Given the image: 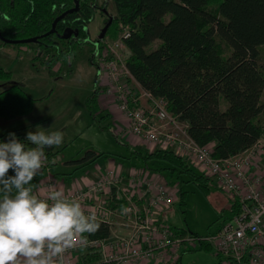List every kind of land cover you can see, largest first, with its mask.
<instances>
[{"label": "trees", "instance_id": "obj_1", "mask_svg": "<svg viewBox=\"0 0 264 264\" xmlns=\"http://www.w3.org/2000/svg\"><path fill=\"white\" fill-rule=\"evenodd\" d=\"M97 1L79 0L80 9L67 15V22L57 24V31L62 34L74 22L76 38L62 39L56 33L40 38L47 53L53 48L62 57L72 58L71 47L87 38L84 28L94 17ZM111 1L116 13L109 12L113 22L106 35L112 25L116 31L124 25L131 30L132 35L126 40L131 55L126 64L139 91L167 100L168 110L188 124L193 140L202 146L214 145L216 158L237 156L264 140V0ZM0 2V33L13 40L45 35L58 16L75 6L74 0ZM107 3L99 6L104 15ZM5 47L13 46L0 41V53ZM0 80L11 81L0 91V117L11 121L30 114L35 99L3 67ZM91 101L97 103L96 97ZM12 132L27 142L18 130ZM7 139V134L0 136V141ZM57 153L56 146L45 148L46 163L40 174L53 165ZM138 154L147 172L161 173L168 183L174 176H186L188 183L206 194L210 192L211 177L191 166L174 149L157 148ZM97 157L89 150L81 159L68 163L83 167ZM14 174L10 169L8 175ZM40 174L32 182L35 188ZM182 195L184 198L185 193ZM116 201L112 203L114 209L125 208L124 199ZM238 209V202L232 200L220 214H228L222 222L231 219ZM97 222L100 227L90 236L109 237L110 224Z\"/></svg>", "mask_w": 264, "mask_h": 264}, {"label": "built area", "instance_id": "obj_2", "mask_svg": "<svg viewBox=\"0 0 264 264\" xmlns=\"http://www.w3.org/2000/svg\"><path fill=\"white\" fill-rule=\"evenodd\" d=\"M131 35V30L125 26L114 44L104 46L105 40L100 41L101 62L106 65L104 69L110 80L107 87L119 93L117 106L128 118L131 133L144 141L159 143L164 149L174 147L178 154L193 161L202 174L216 180L218 187L238 202L239 209L207 236L180 231L159 217V209L175 201L174 191L167 182H156L146 169L129 175L121 170H109L101 179L66 195L78 200L86 214H94L97 221L110 224L111 235L77 237L75 247L64 254V264H148L152 260L178 264L180 253L198 244L222 256L220 264H264V176L251 171L255 157L264 153V142L260 140L246 154L219 159L210 145L202 146L193 140L188 134V124L168 110L167 100L139 91L127 67V57L123 61L115 54L117 48H127L126 40ZM121 62L124 65L119 69ZM122 76L135 83V93L127 94ZM143 97L147 106L141 104ZM181 133L185 138H181ZM51 186L56 187L48 183L46 191ZM115 199L126 201V212L113 208L112 203H118ZM116 225L129 228V235L112 239V228ZM74 254L76 261H69ZM89 258H97V261L89 262Z\"/></svg>", "mask_w": 264, "mask_h": 264}, {"label": "rangeland", "instance_id": "obj_3", "mask_svg": "<svg viewBox=\"0 0 264 264\" xmlns=\"http://www.w3.org/2000/svg\"><path fill=\"white\" fill-rule=\"evenodd\" d=\"M97 2L98 7L95 8L94 17L84 28L87 38L74 43V46L71 47L72 58L62 57L53 48H50V53H47L46 47L40 46L38 43L3 48L0 53V67L10 71L12 80L21 85L35 99V108L32 113L11 121L0 117V136H3L2 133L9 129L18 130L22 136L26 137L27 132L29 130L35 131L37 125L42 126L40 130L62 131L64 133V142L57 147L59 153L54 157L53 165L48 166L47 170L40 174L41 181L39 184L41 182L43 185V193L46 191L48 183L56 185V179L52 174L48 176L46 182L43 181L42 178H45L48 172L56 173L65 166L66 162L75 167L74 164L68 162L81 159L89 150L97 153L98 157L95 161L85 165V168H81L80 172V168H77L75 172L78 175L83 171L87 172L89 170L88 165L90 169H97L100 164L99 161L107 162V165L109 162L115 161L118 166H123V172L128 175L132 168L145 170V165L138 152L146 151V148L142 145L136 147L128 140L130 136H122L124 128L121 129L120 125L117 126L114 114L108 113L106 116L105 111L99 112L98 106L102 108L105 105V107L108 106V109L114 108L116 111L111 110L124 115L117 106L119 93H114L107 87L110 85V80L104 69L106 65L101 62L103 53L101 42L105 40L104 46L114 44L122 35L125 25L122 28L119 27L120 29L117 31L114 28L115 25H112L109 34L100 42L98 38L107 24L108 15L102 14L99 6L108 2L107 11L112 14L116 13V9L111 0H98ZM122 48H117L115 54L121 56L124 61L126 57L129 58L131 51L128 47ZM52 54L55 55L52 56ZM123 65L124 63L121 62L119 69ZM121 82L126 85L127 94L136 92L135 83L129 81L128 78L122 76ZM0 84H4V87H0L1 91L5 86H9L11 81L0 80ZM112 86L116 85L112 84ZM93 96L96 97L97 103L91 101ZM125 119L126 123H129L128 118ZM170 131L176 130L170 129ZM132 138L135 142L138 139L142 140L139 137L136 140L134 137ZM181 138H185L182 133ZM146 142L149 152L162 148L159 143L153 144L148 140ZM168 148L174 149L171 146L166 149ZM174 150L176 151V149ZM189 162L191 166L195 167L193 161L189 160ZM157 173L150 177L159 183L167 182L166 179L160 177L161 173ZM169 181L168 184L174 191L175 201L172 205L162 206L159 209L160 219L167 224L201 236H207L214 232L216 226L223 221L220 214L223 213L225 207H228V199L232 203L233 199L230 194L221 190L216 180H211L208 194L200 190L195 184L188 183L186 176H182L180 179L174 176ZM183 193H185L184 198ZM112 230V239L125 237L131 231L121 225L114 226ZM221 260L223 257L217 255L212 248L201 247L198 244L195 248L181 252L178 263L220 264ZM148 264L169 263H157L156 260H152Z\"/></svg>", "mask_w": 264, "mask_h": 264}, {"label": "clouds", "instance_id": "obj_4", "mask_svg": "<svg viewBox=\"0 0 264 264\" xmlns=\"http://www.w3.org/2000/svg\"><path fill=\"white\" fill-rule=\"evenodd\" d=\"M29 130L26 141L15 132L0 141V264H64L77 237L100 227L94 214L51 186L37 194L33 185L46 159L45 148L64 142L62 131ZM14 175L9 176V170ZM126 212L127 209L123 208Z\"/></svg>", "mask_w": 264, "mask_h": 264}, {"label": "crops", "instance_id": "obj_5", "mask_svg": "<svg viewBox=\"0 0 264 264\" xmlns=\"http://www.w3.org/2000/svg\"><path fill=\"white\" fill-rule=\"evenodd\" d=\"M5 48H9V47H5ZM0 87H4V84H0ZM100 92H102V91L100 90ZM99 96H100V94H99ZM141 104L144 105V106L148 105V102H147L146 98L143 97L141 99ZM98 107H99V110H100L99 112L103 113L105 111L104 113L106 114V116H108V113L114 114L115 119L117 120V126L120 125L121 129L124 128L122 136H125V137L130 136V139H128V140L130 142H132L134 144V146L139 147L140 145H142V146H144L146 148L147 151H149L147 149L148 148V143L146 141L139 140L137 137L132 135V133H131V131L129 129V123H126V119L125 118H127V117H125L123 114L115 112L116 110L114 108H109L110 109L109 110L108 106L105 107V105L102 106V108H101V106H98ZM111 109L115 110V111H112ZM122 124H125V125H122ZM12 131H15V130L7 129V131L2 133V135L7 134V133L12 132ZM132 137H134L135 140L138 139V141L135 142ZM262 142H264V140H262ZM210 147L213 149L214 145H210ZM246 152L248 153V150L243 152V153L246 154ZM99 162H100V164L98 165L97 169H90V166L88 165L87 167H88L89 170L87 172L83 171L80 175H78L75 172V170H77V168L78 169L80 168V170H79V172H80L82 170L81 168H85L84 166L81 167V166H77L76 164H74L75 167H73V166L68 165L67 162H66L65 166L60 168L58 171H56V173L55 172L53 173V172L50 171V172H48L47 176L45 178L43 177L42 179H43V181L46 182L48 176L50 174H52L54 176V178L56 179V187L57 188H63L65 193H70V192H73V191L77 190L79 187H83V186L87 185L88 183H91L92 181H96V180L101 179L102 176L109 170H116V171L121 170L123 172V166L122 165L118 166V163H115V161L109 162L108 165L106 164L107 162H104V161H102V162L99 161ZM73 168H75V169H73ZM139 169L140 168H132L130 170L131 171L130 173H132V172H134L136 170H139ZM251 171L253 173H256V174H262L264 176V153L263 154L260 153V154H258L255 157V161H254V164H253V166L251 168ZM150 174L152 175V174H158V173L150 172ZM125 175H128V174H125ZM160 177H162V179L165 180V177L162 174L160 175ZM167 183H168V181H167ZM41 185L42 184L40 182V184L35 189L37 194H43V185L42 186ZM230 205H231V200L228 199V205H227L228 207H225L224 210L228 209L230 207ZM227 217H228V214L223 216V220L225 218H227ZM76 258H77V256L74 254L72 257L69 258V261H71V262L76 261ZM89 259H91V258H89ZM80 261L83 262V259H81Z\"/></svg>", "mask_w": 264, "mask_h": 264}, {"label": "water", "instance_id": "obj_6", "mask_svg": "<svg viewBox=\"0 0 264 264\" xmlns=\"http://www.w3.org/2000/svg\"><path fill=\"white\" fill-rule=\"evenodd\" d=\"M75 1V6L69 10H67L66 12H64L62 15L58 16L53 25L52 28L49 32H47L45 35L43 36H37V37H31V38H25V39H18V40H13V39H3V41L5 43H9V44H15V45H20V44H28V43H38L41 37L50 35V34H54L56 33L60 38L62 39H70L71 37H73V35L76 37L78 35V32H76V30H74L71 27H68L65 29V31L61 34L57 31V24L59 23V21H61L62 19H64L67 15L74 13L75 11H78L80 9V2L79 0H74ZM106 14L109 16V22L106 24L103 32L101 33L100 37L98 38L100 41L106 36L107 30L110 27V25L113 22V17L109 14V12L107 10H105Z\"/></svg>", "mask_w": 264, "mask_h": 264}, {"label": "flooded vegetation", "instance_id": "obj_7", "mask_svg": "<svg viewBox=\"0 0 264 264\" xmlns=\"http://www.w3.org/2000/svg\"><path fill=\"white\" fill-rule=\"evenodd\" d=\"M0 10H1V2H0ZM76 12V11H75ZM64 13V12H63ZM62 13V14H63ZM61 14V15H62ZM69 21V20H68ZM60 22H67V20H66V18H64V19H62L61 21H59V23ZM58 23V24H59ZM69 25V27H71V28H73L74 30H76V32H78V30L76 29V25H75V23L74 22H71V24H68ZM2 38H4V39H8V38H5L1 33H0V41L1 42H4L3 41V39ZM73 38H76L74 35H73ZM5 43V42H4ZM7 44H9V43H7ZM38 44L40 45V46H43V47H45L44 45H41V43L40 42H38ZM19 45V44H18ZM20 45H22V44H20ZM11 46H16L15 44H11Z\"/></svg>", "mask_w": 264, "mask_h": 264}]
</instances>
